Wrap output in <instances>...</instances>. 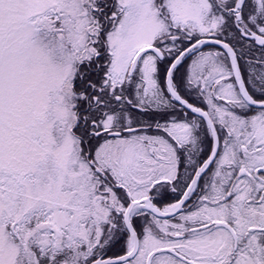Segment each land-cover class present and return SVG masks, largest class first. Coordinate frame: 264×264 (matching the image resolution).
I'll use <instances>...</instances> for the list:
<instances>
[{
	"label": "snow or ice",
	"instance_id": "obj_1",
	"mask_svg": "<svg viewBox=\"0 0 264 264\" xmlns=\"http://www.w3.org/2000/svg\"><path fill=\"white\" fill-rule=\"evenodd\" d=\"M0 264H264V0H0Z\"/></svg>",
	"mask_w": 264,
	"mask_h": 264
}]
</instances>
